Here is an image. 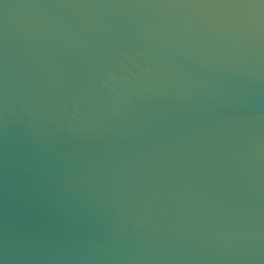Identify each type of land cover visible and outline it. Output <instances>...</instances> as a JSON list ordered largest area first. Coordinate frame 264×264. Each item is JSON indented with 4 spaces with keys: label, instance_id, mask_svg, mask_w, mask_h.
I'll return each instance as SVG.
<instances>
[{
    "label": "water",
    "instance_id": "obj_1",
    "mask_svg": "<svg viewBox=\"0 0 264 264\" xmlns=\"http://www.w3.org/2000/svg\"><path fill=\"white\" fill-rule=\"evenodd\" d=\"M0 264H264V0H0Z\"/></svg>",
    "mask_w": 264,
    "mask_h": 264
}]
</instances>
